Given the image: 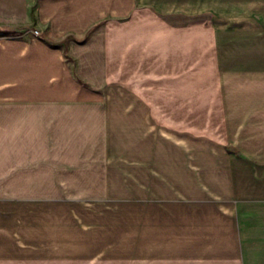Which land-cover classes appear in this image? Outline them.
Returning a JSON list of instances; mask_svg holds the SVG:
<instances>
[{"label": "crops", "instance_id": "crops-1", "mask_svg": "<svg viewBox=\"0 0 264 264\" xmlns=\"http://www.w3.org/2000/svg\"><path fill=\"white\" fill-rule=\"evenodd\" d=\"M35 4L0 35L1 183L34 189L0 264L263 261L264 0Z\"/></svg>", "mask_w": 264, "mask_h": 264}, {"label": "rangeland", "instance_id": "rangeland-1", "mask_svg": "<svg viewBox=\"0 0 264 264\" xmlns=\"http://www.w3.org/2000/svg\"><path fill=\"white\" fill-rule=\"evenodd\" d=\"M35 1L36 0H0V35L15 36L24 34L34 22V13L36 6ZM232 1H238L240 3V0ZM233 5L234 7H239V5L236 3H233ZM235 9L236 8H234V10ZM206 16L207 15H202L200 19L201 23L208 24L212 20L211 17ZM217 20L220 23L219 26H230L233 31H237L238 33L240 32L241 28L249 29L251 31L249 34H251L252 32H254V34H257L260 30V27L257 24L247 20V18H243L239 12L223 13L218 16ZM262 31L264 33L263 28ZM39 34H41V32ZM1 168L2 160L0 156V198L2 194L11 195L16 194L18 191L21 193L33 192L34 189H16L10 187H2ZM254 264H264V260H259L258 262L255 261Z\"/></svg>", "mask_w": 264, "mask_h": 264}, {"label": "built area", "instance_id": "built-area-1", "mask_svg": "<svg viewBox=\"0 0 264 264\" xmlns=\"http://www.w3.org/2000/svg\"><path fill=\"white\" fill-rule=\"evenodd\" d=\"M39 30L38 29H33V34H35V35H39Z\"/></svg>", "mask_w": 264, "mask_h": 264}]
</instances>
